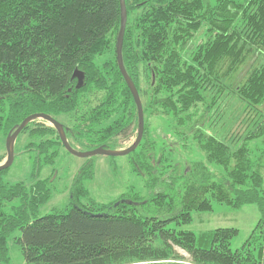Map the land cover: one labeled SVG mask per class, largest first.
Returning a JSON list of instances; mask_svg holds the SVG:
<instances>
[{
	"label": "trees",
	"instance_id": "obj_1",
	"mask_svg": "<svg viewBox=\"0 0 264 264\" xmlns=\"http://www.w3.org/2000/svg\"><path fill=\"white\" fill-rule=\"evenodd\" d=\"M124 1L122 64L144 98L143 115L169 121L180 140L191 137L203 159L171 167L164 156L166 134L157 135L155 155L145 121L140 143L127 155L145 196L122 194L116 205L83 203L87 191L80 180L90 169L83 168L74 181L73 205L39 216L52 192L51 178L40 179L39 172L54 163L63 145L53 127L30 121L16 138L27 134L21 152L36 153L30 180L9 183L8 168L0 171V264H11L10 241L28 264H262L263 165L252 159L249 142L264 138V0ZM119 16V0H0V136L6 138L35 113L55 120L63 115L76 121L61 123L71 147L70 141H85L92 149H117L114 138L127 137L133 118L137 126L136 105L116 62ZM245 63V77L237 84L228 81ZM92 91L102 93L97 104L76 117L82 97ZM228 92L256 118L236 144L204 132L193 117L197 105H208L210 112ZM258 156H264V147ZM163 184L175 185L173 193L157 189ZM212 201L258 207L260 218L239 248H231L235 227L199 237L182 229L192 212L211 211ZM137 203L167 216L139 215Z\"/></svg>",
	"mask_w": 264,
	"mask_h": 264
},
{
	"label": "rangeland",
	"instance_id": "obj_2",
	"mask_svg": "<svg viewBox=\"0 0 264 264\" xmlns=\"http://www.w3.org/2000/svg\"><path fill=\"white\" fill-rule=\"evenodd\" d=\"M109 58H111L110 55L98 57L96 58V63L101 64ZM246 65L247 63L243 64L238 71L227 80L232 81L234 84L240 82L247 73V70L244 69ZM227 80L226 83H228ZM101 95L102 93L96 91L86 93L85 96L82 97V104L76 113V117H79L88 107L95 106ZM222 96L223 95H221V97ZM143 99L141 97V100ZM206 100L210 102L212 98L207 97ZM218 101L219 99H216V104L210 108V112L206 111L208 105L196 106L195 115L193 117L197 120V127H200L206 133L219 136V138L225 139L226 142H231V144L234 143L237 138L241 140L245 131L251 128L256 118L253 117L252 112L248 115L242 111V103L237 101L236 96L231 92L223 96L221 104ZM62 116H59L57 119L60 123L66 126L75 124L76 121H74L71 116L68 115L69 117L67 118L66 116ZM116 117L117 114L105 121L101 128L107 126ZM143 119L144 122L146 121L148 129L152 134L151 138L155 140V144H152L155 155L161 143L158 137L159 133L166 134V137L162 139L166 142L164 156L167 157V162L170 163L171 167L177 164L181 169L187 160L203 159V154L197 150L196 143L191 137H188L186 140H180L172 135L170 129L171 123L169 121L167 122L158 117L146 118L145 115H143ZM36 121L37 123H42L43 126H51L47 121L42 119H37ZM137 130L138 124L136 126L135 119L133 118L129 126L127 137L119 136L114 138L117 147L115 150H124L131 146L136 138ZM93 137H95V135ZM29 139L27 134H24L21 135L17 141L15 140L18 152L14 156L12 164L8 167L4 177L5 181L15 183L30 180L36 153L32 150L21 152L23 150L21 149L22 145L28 143ZM262 140H264L263 137H258L250 141L249 147L251 148L252 159L257 160L260 166L263 165L262 176L264 188V156H258L259 149L261 146L264 147ZM178 141L180 143L176 144ZM184 142H186V144ZM70 143L73 148L79 151H88L93 148L90 142H88L87 145L85 141H70ZM236 143L237 141L234 144ZM184 145L190 147L189 152L191 153L183 148ZM57 152V158L54 160V163L52 165H44L38 175L40 179L51 178L52 187L51 197L46 204L40 207L39 216L52 212L63 213L73 205L75 201L72 196L74 181L83 168H90L86 169L88 171L80 180L81 186L87 191L86 195L81 197V202L83 203L91 199L99 204L109 205L111 203L114 204L122 194L128 195L129 197L132 196V198L136 195L145 196L147 194V189L143 185L141 176L136 175L130 167L128 154L120 156L95 154L86 157H78L67 152L64 147H58ZM0 158H2L0 163H4L7 160L6 138L3 136H0ZM208 168L216 170L213 164H208ZM174 186L167 187L163 184V187L159 186L157 189L173 193ZM133 206L136 207L135 212L139 215H156L159 218L167 216L166 213L163 214L162 212H158L151 204L137 203ZM259 218L260 212L255 204H246L235 209L212 201L211 211L192 212L191 222L183 225L182 229L190 230L199 237L200 234L209 233L210 230L218 227H235L238 229V233L231 239V248L235 250L250 237ZM19 234L20 231L17 230L11 237L18 236ZM198 244L201 246L207 245V243H201L199 240ZM178 251L184 257L188 258V255H186L184 251L180 249H178ZM9 252L11 264H28L24 262L19 248L15 246L12 241L9 243ZM188 264L193 263L188 261ZM262 264H264V258Z\"/></svg>",
	"mask_w": 264,
	"mask_h": 264
},
{
	"label": "water",
	"instance_id": "obj_3",
	"mask_svg": "<svg viewBox=\"0 0 264 264\" xmlns=\"http://www.w3.org/2000/svg\"><path fill=\"white\" fill-rule=\"evenodd\" d=\"M119 10H120V16H119L120 25H119V30L117 33L116 43H115L116 62H117L119 71H120L128 89H129L130 93L132 94V97L134 99V102H135V105L137 108L138 132H137V136H136L134 142L131 144V146H129L128 148H126L124 150H112V149H105L102 147H96V148L88 150V151H79V150H76L73 147H71L70 144L68 143L66 136H65V133H64V130H63V127H62L60 122H58L57 120H55L53 117H51L48 114L35 113V114L29 115L25 119H23V121L20 123V125L12 133H8V135L6 136L7 160L4 163H0V171L10 167V165L12 164V162L14 160V143H15V140H16L18 134L27 125V123H29L30 121L35 120V119H42L44 121H47L57 132V134L60 138V142L63 145V147L65 148V150L67 152H69L70 154L78 156V157H86V156H91V155H95V154H104V155H108V156L127 155L138 146V144L140 143L141 138H142L144 119H143L142 104H141V100H140L138 91L135 88V86L133 85V83L131 82V80L129 79V77H128V75H127V73L123 67V64H122V54H121L122 43H123V35H124L126 20H127L126 7H125V1L124 0H119ZM74 76H77L78 79H80V77H81L78 72H75ZM116 204L117 203H115V205Z\"/></svg>",
	"mask_w": 264,
	"mask_h": 264
},
{
	"label": "bare ground",
	"instance_id": "obj_4",
	"mask_svg": "<svg viewBox=\"0 0 264 264\" xmlns=\"http://www.w3.org/2000/svg\"><path fill=\"white\" fill-rule=\"evenodd\" d=\"M142 104V103H141ZM137 109V108H136ZM143 111V110H142ZM137 132H138V130H137ZM142 135H143V133H142ZM137 136V135H136ZM142 139V138H141Z\"/></svg>",
	"mask_w": 264,
	"mask_h": 264
},
{
	"label": "crops",
	"instance_id": "obj_5",
	"mask_svg": "<svg viewBox=\"0 0 264 264\" xmlns=\"http://www.w3.org/2000/svg\"><path fill=\"white\" fill-rule=\"evenodd\" d=\"M263 169V168H262ZM262 169H261V173H262Z\"/></svg>",
	"mask_w": 264,
	"mask_h": 264
}]
</instances>
